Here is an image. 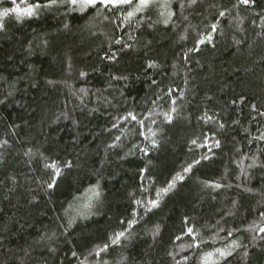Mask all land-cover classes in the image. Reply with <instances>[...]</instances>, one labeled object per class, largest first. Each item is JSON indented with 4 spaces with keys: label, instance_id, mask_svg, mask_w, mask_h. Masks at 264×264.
Returning a JSON list of instances; mask_svg holds the SVG:
<instances>
[{
    "label": "trees",
    "instance_id": "trees-1",
    "mask_svg": "<svg viewBox=\"0 0 264 264\" xmlns=\"http://www.w3.org/2000/svg\"><path fill=\"white\" fill-rule=\"evenodd\" d=\"M36 4L0 17V264H264V0L0 12Z\"/></svg>",
    "mask_w": 264,
    "mask_h": 264
},
{
    "label": "snow or ice",
    "instance_id": "snow-or-ice-1",
    "mask_svg": "<svg viewBox=\"0 0 264 264\" xmlns=\"http://www.w3.org/2000/svg\"><path fill=\"white\" fill-rule=\"evenodd\" d=\"M150 0H139V4L136 7V11L141 10L144 7H147L149 5ZM244 4H249L250 2H253V0H242ZM13 3L15 4V0H13ZM50 3L54 4L56 3V0H50ZM70 3L73 5L79 4L81 9L85 7H94L97 3L103 5V6H118V5H123V4H131L132 0H70ZM47 6V5H46ZM41 7V5L36 4L32 5L29 7H26L24 9H21L18 5L16 7H13L12 9H4L3 12H0V17H6L10 13H15L17 14V19H20L23 15H28L31 16L34 14V10L36 8ZM129 17L133 15L132 12H129L127 14ZM223 15V13H221ZM3 28V23H0V29ZM135 119V117H133ZM195 143V141H193ZM51 187V185H49ZM189 233H191V229L188 230ZM261 231H264V229H261ZM120 235H123L122 233ZM226 253L225 252H220L221 256H224ZM230 254V253H227Z\"/></svg>",
    "mask_w": 264,
    "mask_h": 264
},
{
    "label": "rangeland",
    "instance_id": "rangeland-1",
    "mask_svg": "<svg viewBox=\"0 0 264 264\" xmlns=\"http://www.w3.org/2000/svg\"><path fill=\"white\" fill-rule=\"evenodd\" d=\"M12 1H13V0H12ZM15 1H17V0H15ZM21 1H22V2H25L26 0H21ZM171 1H173V0H150L149 5H148L147 7L142 8V9L139 10L138 12H142V11L148 9L149 7L154 6V5H157V4L162 5L163 7H166V6L169 5V3H170ZM133 2L136 3V6H135V9H136L137 5L139 4V0H132V3H133ZM74 6L77 7L78 9H81V7L79 6V4L74 5ZM27 7H28V6H27ZM24 8H26V7H24ZM24 8H21V9H24ZM85 8H86V7H85ZM83 9H84V8H83ZM234 248H235V245H232V246H230V248H225V249L221 250L220 252H225V253H226L225 255H227V253H230L231 250L234 249ZM220 252H219V253H214V254H211V255L207 256L208 259H209V261L212 263V262L215 261L217 258L222 257V256L220 255ZM225 255H224V256H225ZM208 259H206L207 262H209ZM207 262H206V263H207Z\"/></svg>",
    "mask_w": 264,
    "mask_h": 264
}]
</instances>
